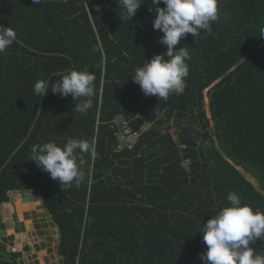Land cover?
<instances>
[{
	"label": "trees",
	"instance_id": "16d2710c",
	"mask_svg": "<svg viewBox=\"0 0 264 264\" xmlns=\"http://www.w3.org/2000/svg\"><path fill=\"white\" fill-rule=\"evenodd\" d=\"M150 7L128 21L116 0H0V26L17 32L0 54V206L10 191H36L62 264H203L198 229L229 192L264 210V0H218L211 32L174 46L189 51V71L166 101L131 78L166 51ZM84 67L95 75L86 114L71 94H34L38 79L51 87ZM118 115L150 124L132 149L115 150ZM69 138L91 149L79 186L63 189L29 158L34 144ZM19 256L0 242V264Z\"/></svg>",
	"mask_w": 264,
	"mask_h": 264
},
{
	"label": "clouds",
	"instance_id": "9594fccd",
	"mask_svg": "<svg viewBox=\"0 0 264 264\" xmlns=\"http://www.w3.org/2000/svg\"><path fill=\"white\" fill-rule=\"evenodd\" d=\"M150 11L154 12L153 28L163 35L160 42L166 51L154 55L143 66L137 67L131 76L145 96L153 95L166 101L170 94L180 95L185 90L188 76L189 51L174 46L189 34L194 38L201 31L211 32L212 23L218 19V0H148ZM41 0H33L39 5ZM121 11L119 15L128 21L135 15L145 0H116ZM163 4V7L160 5ZM14 42L17 32L11 27L0 26V54ZM95 75L87 67L72 69L49 87L45 79L34 82L33 91L41 97L51 90L61 96L71 94L75 103L74 112L86 114L92 107L95 94ZM87 139L69 138L62 146L55 141L34 144L29 160L33 161L63 189L73 184L79 186L83 180V153L89 152ZM226 206H222L198 229L203 233L206 249L200 254L203 264H264V252L254 245L259 239L264 243V210L256 209L244 202L236 192H229Z\"/></svg>",
	"mask_w": 264,
	"mask_h": 264
},
{
	"label": "crops",
	"instance_id": "0c3cea01",
	"mask_svg": "<svg viewBox=\"0 0 264 264\" xmlns=\"http://www.w3.org/2000/svg\"><path fill=\"white\" fill-rule=\"evenodd\" d=\"M23 193L28 192L10 191L9 202L4 203L0 206V242L5 246V251L7 253H9L7 249L10 246L15 245L19 249V252L17 253H19L20 256L18 257L17 261L20 264H62L61 257L58 256L56 252L59 241L58 229L52 223L50 217L46 213H44L43 209L42 214L44 215V217H49L50 223L47 220L35 221L39 227L37 230L38 232H36V237L40 236L41 238L37 239L34 242H31L28 236L23 235L28 232V229L26 228V219H28L29 217L22 216L24 220L19 219L17 221L12 220L10 222H6V216L7 214H10V212H7L10 210L9 207H11L12 209V207L16 204H27L28 200H26V202H21L22 196L20 194ZM29 210H31V208ZM33 210H31L33 214H31V212L29 213L31 214L30 217L33 218V216L35 215L34 218H36V214H34L35 212ZM14 222H17L18 224L16 225L14 224ZM35 222H31L34 227V231H36L34 226ZM44 222L48 223V225L45 226ZM50 228L54 230V233H56V238L50 237V235L48 234L47 230H49Z\"/></svg>",
	"mask_w": 264,
	"mask_h": 264
},
{
	"label": "rangeland",
	"instance_id": "374dc122",
	"mask_svg": "<svg viewBox=\"0 0 264 264\" xmlns=\"http://www.w3.org/2000/svg\"><path fill=\"white\" fill-rule=\"evenodd\" d=\"M171 131L174 134V130L171 129ZM248 178L251 180V178L249 176H248ZM20 195L22 196L21 202L22 201L26 202V200H28L27 204H20L19 203V204L14 205L12 207V209H11V207H9L10 210L7 212H10V214H7L5 220H6V222H10L12 220H15V221H17L19 219L22 220L23 219L22 216L29 217L28 219H26V223H27L26 228L28 229V232H26L23 235L28 236V238L31 240V242H34L37 239L41 238L40 236L36 237V232H38L37 230L39 227L35 221H40V220L46 221L47 220L50 223L49 217H47V216L44 217V215L42 214V209L44 210L43 203L41 201L40 196L38 195V193L36 191H28V193H23ZM30 208H31V210L36 209V210H33L35 212L34 214H36V218H34L35 215L33 216V218L30 217V215L33 214L32 211L29 210ZM30 212H31V214H29ZM11 213H13V214H11ZM44 213H46L45 210H44ZM31 222H35L34 226H35L36 231H34V229H33L34 227L31 224ZM14 224L17 225L18 223L14 222ZM44 225L46 226V225H48V223L44 222ZM51 228L49 230H47V232L50 235V237L56 238V235H55L56 233H54V230H52Z\"/></svg>",
	"mask_w": 264,
	"mask_h": 264
},
{
	"label": "built area",
	"instance_id": "2783aa9c",
	"mask_svg": "<svg viewBox=\"0 0 264 264\" xmlns=\"http://www.w3.org/2000/svg\"><path fill=\"white\" fill-rule=\"evenodd\" d=\"M149 125V123H143L137 129H132L123 116H116L112 122V128L114 129L117 144L115 150L119 151L122 149H132L136 145L140 135L148 128ZM170 132L173 139H175L173 132L171 130ZM187 163L188 161L186 160L183 162V165H186ZM7 251L9 253H17L19 252V249L13 245L10 246Z\"/></svg>",
	"mask_w": 264,
	"mask_h": 264
}]
</instances>
